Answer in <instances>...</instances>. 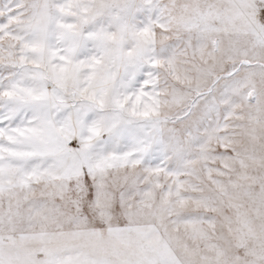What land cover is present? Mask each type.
I'll use <instances>...</instances> for the list:
<instances>
[{
	"label": "snow or ice",
	"instance_id": "1",
	"mask_svg": "<svg viewBox=\"0 0 264 264\" xmlns=\"http://www.w3.org/2000/svg\"><path fill=\"white\" fill-rule=\"evenodd\" d=\"M0 264H264V0H0Z\"/></svg>",
	"mask_w": 264,
	"mask_h": 264
}]
</instances>
